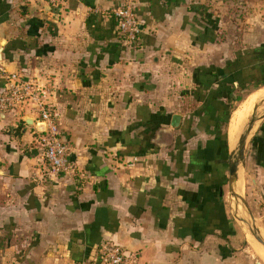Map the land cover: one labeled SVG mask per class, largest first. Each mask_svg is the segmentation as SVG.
Returning a JSON list of instances; mask_svg holds the SVG:
<instances>
[{"label": "crops", "instance_id": "crops-1", "mask_svg": "<svg viewBox=\"0 0 264 264\" xmlns=\"http://www.w3.org/2000/svg\"><path fill=\"white\" fill-rule=\"evenodd\" d=\"M133 1L136 44L117 32L124 0H0V65L48 85L75 162L74 173L48 175L36 116L0 114V264H79L107 242L136 253L135 264H242L226 204L238 142L231 150L224 118L238 77L261 75L264 1L241 3L249 25L225 40L210 15L216 0ZM263 124L260 116L244 165L264 202ZM242 170L239 160L238 196Z\"/></svg>", "mask_w": 264, "mask_h": 264}, {"label": "built area", "instance_id": "built-area-1", "mask_svg": "<svg viewBox=\"0 0 264 264\" xmlns=\"http://www.w3.org/2000/svg\"><path fill=\"white\" fill-rule=\"evenodd\" d=\"M50 7L60 8L66 0H45ZM133 0H124L113 13L117 32L127 43L136 44L139 40V23L137 21ZM3 81L0 88V114L11 112H28L36 116L42 125L39 132V147L42 161L48 175L60 176L74 173L75 162L71 159L72 149L63 138L56 121V113L47 101L49 89L30 77L25 71L9 73L0 65ZM138 255L128 252L115 243H101L94 256L79 264H135Z\"/></svg>", "mask_w": 264, "mask_h": 264}, {"label": "rangeland", "instance_id": "rangeland-1", "mask_svg": "<svg viewBox=\"0 0 264 264\" xmlns=\"http://www.w3.org/2000/svg\"><path fill=\"white\" fill-rule=\"evenodd\" d=\"M45 1V0H44ZM223 0H216L211 2V6H209L210 9V15L214 16L215 20L217 22H222V25L225 27L222 29H219V31H222V34L218 32V28L215 29V32L217 34V37L219 36V39L225 40L226 37L232 38V37H237L239 35V31L237 28H239L241 22H245V26H248L247 20L251 18V16L246 14L245 10L242 8L244 5H246L244 2H254L255 0H224L226 1V4H223ZM46 2V1H45ZM241 3L243 6H241ZM53 8V7H51ZM249 14V13H248ZM224 23V24H223ZM231 41H234V39ZM257 49H260L259 47ZM245 52L243 53V57H245ZM253 55V54H252ZM259 58V57H258ZM262 65V66H261ZM258 66V72H261V70H264V60L261 62V64L257 65ZM259 80V79H258ZM258 82H264V81H258ZM263 85L260 86L263 87ZM253 90L252 85H248L246 89H243L241 93H238L235 99V105H231L230 110H229V117H232L235 110V108L238 107L240 102L245 100L247 97V93ZM257 90V89H256ZM261 90V89H260ZM259 90V91H260ZM246 101H244L242 104H245ZM257 106V112L255 115V118H259L260 116H264V103L263 101H257L254 106ZM241 106V105H240ZM239 108V107H238ZM254 108V107H253ZM233 109V111H232ZM253 111V110H252ZM233 112V113H232ZM251 112V111H250ZM232 113V115H231ZM249 114V115H248ZM247 117L245 118V122L242 124V127L247 125L249 122V119L252 115L248 113ZM249 116V117H248ZM231 120V119H230ZM255 131V130H254ZM254 131L251 132L250 137L247 139L246 146L244 148V160L242 161V179H243V192L239 196L238 201L240 202L242 209L236 210L232 204V201H235L237 198L234 196L233 193H229L226 191V204L228 206V211L233 219L234 223L238 227V232L237 235L239 236V243H237V248H240V257L242 264H263L258 255L254 252L252 249L250 243L246 240V232H245V227L243 226L242 222L244 223L245 218L248 217V221L250 223L251 229L249 230L250 234L253 235L256 234L259 237V229L261 228L264 231V202L262 199H260L259 195H255V193L250 190L251 182H250V176L245 170V159L248 158V155L250 154L251 151V138L254 133ZM239 137L236 136L234 139L233 143L238 142ZM230 147V146H229ZM232 152V151H231ZM242 210V211H241ZM260 238V237H259ZM255 241V239L253 238ZM264 241V239H262ZM264 262V260H263Z\"/></svg>", "mask_w": 264, "mask_h": 264}, {"label": "water", "instance_id": "water-1", "mask_svg": "<svg viewBox=\"0 0 264 264\" xmlns=\"http://www.w3.org/2000/svg\"><path fill=\"white\" fill-rule=\"evenodd\" d=\"M257 106L255 105L252 111V115L249 119V122L247 123V125L244 127L239 140H238V148L234 151V153L230 154V164H229V183L231 186V192L234 194V196H236L237 198H239L238 195H236V193L233 192L232 189V184L235 180V176H236V172H237V168L239 165V160L242 162L244 160V148L246 146V142L247 139L249 137V134L252 131V128L255 124V122L257 121V119L255 118L256 112H257ZM26 123H29V119H25ZM181 122V116L178 114H174L171 118V123L170 126L172 128H178L179 124ZM30 124V123H29ZM253 238L255 239V241L257 243H259L260 245H262V247L264 248V241L258 237V235L255 234L253 235Z\"/></svg>", "mask_w": 264, "mask_h": 264}, {"label": "bare ground", "instance_id": "bare-ground-1", "mask_svg": "<svg viewBox=\"0 0 264 264\" xmlns=\"http://www.w3.org/2000/svg\"><path fill=\"white\" fill-rule=\"evenodd\" d=\"M260 98H264V87L260 91L256 92L254 95H251L246 100L245 104H241V106H239V108L232 115L231 120H230V124H229V146H230L231 150H234L233 142H234L235 137L238 134L239 127L245 122V118L247 117V114L250 113V111L253 110L252 109L253 105L257 101H259ZM239 132H240V130H239ZM232 185L234 186V184H232ZM238 186H239V184H238V182H236V188L235 187L234 188H235L237 194H238ZM235 190H234V192H235ZM245 232H246L247 240L250 242L251 246L254 248L253 250H255L257 253H259L258 255H261V256L264 255V250L257 243H255L253 241V239H252V237L249 234L247 229L245 230ZM261 259L264 260V256H262Z\"/></svg>", "mask_w": 264, "mask_h": 264}, {"label": "trees", "instance_id": "trees-1", "mask_svg": "<svg viewBox=\"0 0 264 264\" xmlns=\"http://www.w3.org/2000/svg\"><path fill=\"white\" fill-rule=\"evenodd\" d=\"M260 1H264V0H260ZM216 29V28H215ZM214 29V30H215ZM261 50H263V51H261ZM255 54H257V55H259V60H258V62L261 60V61H263L264 60V47H263V49H258L257 51H256V53ZM262 66V65H261ZM259 74H260V72H259ZM239 79V83H240V85H241V90H243V89H246L247 88V86L249 85V84H252V86H253V89H258V88H260V86L261 85H263L264 84V82H258V81H264V70H261V75L259 76V77H256L255 78V75H251V76H245L244 74H242L241 76H239L238 77ZM259 78H261V79H259ZM259 79V80H258ZM263 79V80H262ZM253 81H255V82H253ZM249 82H253V83H249ZM246 84H248L247 86H246ZM230 108L231 107H229V108H227L226 109V115H225V118H224V123H227L228 122V117H229V110H230ZM233 110V109H232ZM264 125V124H263Z\"/></svg>", "mask_w": 264, "mask_h": 264}]
</instances>
